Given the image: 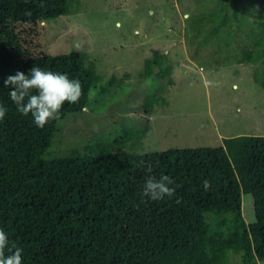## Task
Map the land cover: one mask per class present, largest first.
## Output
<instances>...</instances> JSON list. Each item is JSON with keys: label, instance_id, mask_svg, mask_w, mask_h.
I'll use <instances>...</instances> for the list:
<instances>
[{"label": "trees", "instance_id": "trees-1", "mask_svg": "<svg viewBox=\"0 0 264 264\" xmlns=\"http://www.w3.org/2000/svg\"><path fill=\"white\" fill-rule=\"evenodd\" d=\"M245 1L222 0L207 14V24L218 23L213 36L245 22ZM250 2L257 9L247 35L252 49L233 58L260 64L264 78V0ZM72 6V0H0V105L8 110L0 120V228L9 248L23 249L22 264H206L202 246L225 243L219 264L238 253L264 262V137L142 156L46 158L57 123L88 103L93 69L78 52L23 57L16 28L67 16ZM34 66L66 73L83 87L79 101L66 102L59 119L43 128L17 111L4 86L9 75ZM162 175L174 180L175 194L157 201L142 196L148 177ZM242 196L251 202L248 221Z\"/></svg>", "mask_w": 264, "mask_h": 264}, {"label": "rangeland", "instance_id": "rangeland-1", "mask_svg": "<svg viewBox=\"0 0 264 264\" xmlns=\"http://www.w3.org/2000/svg\"><path fill=\"white\" fill-rule=\"evenodd\" d=\"M220 1L72 0L67 16L18 26L23 57L82 53L96 83L84 110L57 123L46 158L142 156L264 137L262 66L236 63L252 49L257 9L246 0L245 22L213 36L218 23L207 24V14ZM248 204L242 196L246 221ZM225 245H203L206 264H219ZM228 263L264 264L243 253Z\"/></svg>", "mask_w": 264, "mask_h": 264}, {"label": "clouds", "instance_id": "clouds-1", "mask_svg": "<svg viewBox=\"0 0 264 264\" xmlns=\"http://www.w3.org/2000/svg\"><path fill=\"white\" fill-rule=\"evenodd\" d=\"M25 15L30 16L31 13L26 12ZM39 23L43 26L45 21L40 20ZM4 86L11 89L9 97L17 111L24 116L31 114L33 122L39 128L59 119L63 105L66 102L77 103L83 94V87L78 80L69 79L66 73L42 70L36 66L28 74L17 71L14 75H9ZM7 111L6 107L0 105V120L5 118ZM173 184L174 180L167 175H162L159 179L149 176L141 194L152 201L171 198L175 194V188L171 186ZM203 185L205 190L211 187L208 180ZM22 253L21 247L17 246L14 250L9 248L8 234L0 228V264H22Z\"/></svg>", "mask_w": 264, "mask_h": 264}, {"label": "crops", "instance_id": "crops-1", "mask_svg": "<svg viewBox=\"0 0 264 264\" xmlns=\"http://www.w3.org/2000/svg\"><path fill=\"white\" fill-rule=\"evenodd\" d=\"M233 137V136H232ZM228 138H231V137H228ZM225 139V138H224Z\"/></svg>", "mask_w": 264, "mask_h": 264}]
</instances>
